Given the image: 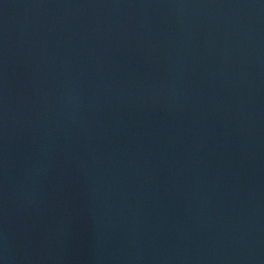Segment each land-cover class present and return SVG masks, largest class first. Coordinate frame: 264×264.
Instances as JSON below:
<instances>
[{"label": "water", "instance_id": "obj_1", "mask_svg": "<svg viewBox=\"0 0 264 264\" xmlns=\"http://www.w3.org/2000/svg\"><path fill=\"white\" fill-rule=\"evenodd\" d=\"M0 264H264V0H0Z\"/></svg>", "mask_w": 264, "mask_h": 264}]
</instances>
